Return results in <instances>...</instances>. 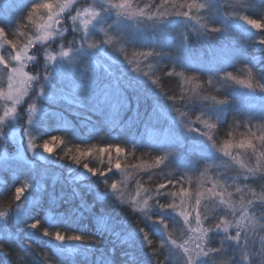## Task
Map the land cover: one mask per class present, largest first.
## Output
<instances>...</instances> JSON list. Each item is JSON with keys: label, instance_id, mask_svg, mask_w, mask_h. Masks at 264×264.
Returning a JSON list of instances; mask_svg holds the SVG:
<instances>
[{"label": "trees", "instance_id": "1", "mask_svg": "<svg viewBox=\"0 0 264 264\" xmlns=\"http://www.w3.org/2000/svg\"><path fill=\"white\" fill-rule=\"evenodd\" d=\"M91 1L92 0H81V2H78L81 6L86 7L92 5L90 4ZM150 1L155 6L160 3V0ZM61 2H63V0H61ZM93 2V6L99 4L98 0H93ZM199 2L203 3L205 0H199ZM7 3H0L1 19L3 18V9L6 7ZM213 3L215 4V0H213ZM250 3L251 5L249 7L244 9L242 8V15H248L253 19L264 18V3H260L256 0H250ZM234 10V7L230 8L226 6L215 7L211 12L216 14L221 21H218L216 25L214 24L215 27L223 29L224 24L222 21H224V23H226L229 27L226 31L222 30L221 32L213 33L212 47L222 45V47H231L232 49H235L236 54L237 52L241 54H237L240 58L234 59L229 55V59L240 61L238 66L230 68L225 64V67L219 70H224L223 72L217 76L216 74L219 71L214 74L206 72L208 75L206 77H201L194 72V70H189L186 67L185 70L176 71V75L168 77L166 75L169 70V66L167 64H165V70L155 69L157 72L154 76L152 72L148 70L150 68L143 69L141 67L140 59H133V62L135 63L133 66L137 67L139 72L148 73V76L145 78V82L140 84H137L136 82V84L139 87L140 101L147 102L148 109L152 108L153 110V118L156 124L155 126L158 129V133L163 135L164 131H168L173 135H176L175 133L177 131L173 128L176 127L175 120L163 116L162 112L157 108L160 104L163 106L165 103L154 98V95L157 94L153 88H156L161 92L163 91L168 96L171 95L175 97V100H179L183 103L185 102L186 106H188L190 110L198 113L201 118V122H197L196 119L194 123H191L188 119L182 117L181 119H178V123H181L183 126L186 124H193L194 129L207 130L202 121L208 118L207 114L209 111L211 114L210 109L214 105V101L207 105L197 98H189L188 86H193V90H204L205 94L208 93L213 95L216 100H228L227 113L224 121L217 123L216 129L212 130V134L218 144H222L220 140L221 138L236 139V135L240 133L242 129L246 130L243 127L246 123L245 118L242 116L243 114L238 111V97L239 95H243L246 91L249 92L248 95L257 94L260 97H264V93L259 92V90L253 92L246 89L244 86L236 83L235 81L225 78V76L227 72H231L234 76H238L241 79H251L254 85L258 80L259 82L264 83V45H261L258 42L261 37H264V30H259V32H257L259 33L258 35L250 34L246 28L242 27L245 23L235 19L237 14H241H236ZM13 13L14 14L11 18V20L13 19V23H11L13 25L10 32L16 31L17 28H19L21 31H28L29 34H31L33 26L29 27L28 21L25 19L27 15L25 8ZM71 14L75 15V12L73 11ZM64 16L63 26L69 28V32L66 33L64 40L67 45L69 43V38H72L73 35H76L77 38H79V34L71 32V19L68 16V13H65ZM197 19L199 20V23H197ZM180 20L183 19L175 17L173 23L181 26L182 28L184 24L189 23L188 20L185 22ZM190 21H194L197 24V27L193 30L187 28L186 33L189 31H197L200 33L204 32L203 27H201L202 23L200 21V14L197 18ZM231 21L240 23V29L234 28ZM145 23L146 26L155 24V22L152 21H145ZM25 25H27L26 28L24 27ZM211 26L213 25H209L208 27ZM96 29L97 31H95L92 40L99 43L103 37H99L101 32L98 28ZM207 32L210 31L207 30ZM9 38L12 37L10 36ZM201 38L202 35L199 34H188L186 45L192 44ZM212 47L207 51V53L211 52L209 59H212L216 54V50ZM125 48L118 47L116 50L119 53L124 54L126 50ZM143 48L153 49L151 46ZM105 49L107 55H102L101 57L107 60L108 57L110 58L112 53L111 45H106ZM242 49L246 51V53ZM140 50L141 49H139L137 53H140ZM165 51L170 53V55L161 57L162 60H166V62L170 63L169 61H177L175 58L179 56L180 59L178 61L184 62V57L182 55H178L176 52H173L171 48H166ZM126 63L127 61L124 57L118 61L111 59L108 61V64L112 65V70L121 76V86L124 89L122 92H118L116 90V97L122 94L125 102L121 107L115 109L114 112L116 120H118L119 123L124 125L127 123L125 126L126 135L124 140H111L107 135V131H104L103 134H99L97 137L92 134V127L97 124L96 118L99 117H96L95 114L97 113L94 112L95 108L86 99H80L75 103L67 102L65 99H59L56 103H48L42 100L35 101L38 112L34 115L33 126H36L34 133L38 128V132L40 133L36 137L34 133H32V136L34 137L33 143L37 146V151L40 152V154L32 156L34 163L27 164V166H19L17 167L19 169H15L14 171H3L4 169L0 168V170L4 173L0 190H2L6 185L9 186L11 177L17 178L14 182L15 186H20V184L25 180L29 183V185H32V187L28 189L29 193L26 192V195H28L30 200H38L40 206L32 210L27 223H33L39 220L41 227L38 229H30L24 225H20V230L17 231L15 228V221H13L12 224H10V229L13 233H15V235L10 239V241L18 242L22 246L18 248L16 245L14 247L5 244L4 252L0 253V264H26L29 258L39 261V264H101V262L106 259H112L114 264H121L123 260L130 257H134L137 261H142V259L147 258L152 251L159 249L160 240L158 236H155L159 226L145 222V227L154 233V236L152 237L154 243L151 248L140 244L138 238L135 246H132L130 243H126V240L124 241V239L116 241L113 240L112 237L109 238L110 230L111 228H114L116 221L128 222L130 224L129 228L133 229L136 227L137 220L141 218V214L134 212L131 206H120L112 196H108L106 200L99 198L98 193L104 192L106 185L103 184V180L107 179L109 184L112 182H118V188L122 189L123 192L130 193L131 191L135 194L144 192L146 194L142 193V196L145 198L146 195L156 189L160 183H166L169 179L176 180L175 174L177 173L176 171H173L176 169H172V161L170 158L172 155L178 156V154H180L178 157L180 162L183 161L182 157L188 155L193 161L204 163L201 168L202 174L200 177L189 182L185 186V188L192 194L191 197L188 196L191 201L195 200L196 197H194V194L198 191V189H204V179L202 178L211 176L216 178L214 183L218 184L221 188H226V193L230 194L231 200L236 203L237 207H241V198H243L245 202L249 199L259 201L261 198H264V186L260 187L257 184H254L251 180H248L247 183H249V190L253 193L252 196L249 197L246 196V192L243 190V187L239 186L234 181V171H241L240 168L237 170V166L234 165V162H232L240 161L239 157L242 158V155H240L237 151L233 153L234 156H238L237 160L231 159L232 161H228L226 158L229 167L223 169L219 174H215L210 165L211 163L215 164L217 161L213 160V157L209 154L208 155L211 156L212 159H205L202 158L200 154L191 152V142L185 143V148L180 149L177 146L172 147L169 145H158L156 138L152 137L153 134L144 135L134 123H128V118L137 119V116L143 115L144 113L142 112L143 109L141 104L133 101L131 98L132 93L128 86L129 78L126 74H124V72H126ZM159 72L162 74L160 78L158 76ZM180 73H183V75H180ZM192 77H196L197 79H192ZM219 77L223 79L224 83L229 85H224L223 89H221L220 85H218ZM149 79H158L161 84L153 87L146 85V81ZM209 79L212 80L211 85L207 83ZM0 81L3 80L0 79ZM0 85L4 86L5 82H0ZM86 95L87 93L84 92L82 98L86 97ZM180 97H183V99H180ZM79 103H83L84 107H79ZM24 109V107L21 109L23 113ZM41 109L47 113V115L43 118V113L40 111ZM63 118L68 120V128L70 132L59 133L54 131L57 123H59L57 125L59 126L61 124L60 122H64ZM40 120H42V122L39 125ZM213 122H215L214 118ZM12 125L14 126L5 127L3 132L5 134L8 132L12 133L20 127V124L17 123V121H12ZM253 125L255 124L253 123ZM87 131H89V134ZM228 132H232L233 136H227ZM54 136L60 137L63 142H56L53 144L52 153H43L42 147L40 146H42L43 142L50 141ZM219 136H221V138ZM0 142L5 145L1 151L7 150V154H12L10 152L11 148H13L14 152L16 151L14 144L5 140H0ZM141 143L145 145L149 144L152 148L149 146L148 148L140 146ZM108 146H112V151L110 153L98 154L93 152L91 156L82 158V163H88L90 167L99 169L101 172L107 171L110 166L109 158H111L113 166L112 172H109L107 177L93 176L87 173L81 165H76L72 160V157L78 154L77 149L85 150L89 148H103ZM115 146H119L126 151L124 153L117 154L115 152ZM159 147L166 150L168 155L165 156V152L158 150ZM40 156H43V158ZM158 157H164V159L161 164L157 166L155 164V160ZM117 159L120 160L122 165L120 170H116L114 167ZM254 160H256V157H252L250 159L249 156H247V158H245V161L251 162V164ZM261 161L264 162V160ZM139 164H142L143 166L144 171L142 173L131 177L126 176L125 172L127 170ZM13 165L16 166V164ZM149 165L151 166L150 169L146 167ZM145 168H147V170ZM20 172L22 173L19 176L18 174ZM13 174L16 176H13ZM47 177L53 178L58 182L57 190H53L52 194L49 192L50 185L48 184L49 179ZM74 183L78 186H75ZM207 187H209L208 184ZM10 188L12 190L7 194H3L2 199H0V204L3 208L2 211H11V209L15 206L16 202L12 197L14 185L10 184ZM173 188V185L169 184L168 188L164 191H172ZM237 189L240 191H237ZM163 199H173L177 204H179V197H167L162 198V200ZM152 203L153 202L149 200V205ZM210 207L202 209L204 212L208 213L209 218L214 215L212 209L215 205ZM261 208L263 207L257 203L256 210ZM188 209L192 211L191 208L188 207ZM153 211L159 210L153 209ZM178 212L179 209L177 210V213L172 215L171 219L167 214L164 215V218L168 219V235L170 238L175 239L177 243H181L184 240V231L186 226L183 224V217L179 216ZM205 226H207V221H205ZM45 227L50 231L60 230L62 234L70 235L74 232L79 235L90 237L91 240L96 241L97 243L94 245L85 243H65L64 245H61L59 242L43 235L42 229ZM30 241L32 243H29ZM213 243L215 242L213 241ZM68 248L78 249V251L73 253L64 252V254L61 255V251ZM125 251L129 254L128 257L124 255ZM5 253H7V255H5ZM174 255L180 256L179 252H176ZM50 257L53 261L46 263Z\"/></svg>", "mask_w": 264, "mask_h": 264}, {"label": "snow or ice", "instance_id": "2", "mask_svg": "<svg viewBox=\"0 0 264 264\" xmlns=\"http://www.w3.org/2000/svg\"><path fill=\"white\" fill-rule=\"evenodd\" d=\"M215 7L213 0H205L203 3L199 0H160V3L154 8L151 4L140 7L134 3V0H100L98 5L89 7L81 6L78 0H63V2L61 0H41V2L31 0L30 5L25 6L27 12L25 19L29 25L33 26L31 34L28 31H21L19 28L10 32L7 25L0 24V79L6 77L7 84L6 91L0 85V100L11 105V107L5 108L3 114H0V138L7 140L6 134L2 131L3 126L12 127L14 126L12 121L23 119V112H18L17 106L26 105L27 124L31 126L33 125V114L37 111L35 101L56 103L59 99H66L63 95L66 90H70L76 100L86 99L93 107H99L101 110L109 105L111 94L108 89L115 86L118 92L124 90L121 86V76L112 70V65H101L97 59L101 55H107L105 46L111 45L113 42V37L108 32L109 29L122 32L121 25L128 20H135L138 23L152 21L158 25L161 22H167L169 17L192 20L197 18L200 13H204L208 16V24L201 25V27L207 28L211 32L228 30L229 27L224 21H222L223 29L215 26L208 27L209 24L214 25L218 22L215 17L208 15ZM73 11L75 15L71 14ZM65 13H68L71 19V32L79 34V38L73 35L67 45L64 40L69 28L63 26ZM235 19L243 21L252 29L264 30V18L253 19L248 15L237 14ZM197 23H199L198 19ZM24 27L26 28L27 25ZM96 28L104 32L105 36L99 43L92 40ZM10 36L12 38H9ZM131 42H135L134 37ZM258 42L264 45V37H261ZM53 43H59L58 51L49 50ZM38 45L41 47L38 48ZM34 48L35 52L32 51ZM41 52L44 59L42 71L34 75L29 74L25 69L29 63L37 61V54ZM138 55L148 61L149 58L168 56L170 53L161 48L159 50L153 48L151 51L141 52ZM175 59L178 61L180 57L177 56ZM133 71H137V69L134 68ZM174 72L175 69L168 71L166 75L172 77ZM143 75L148 76V73ZM225 78L231 79L253 92L259 90L264 93V83L259 80L254 85L251 79H240L231 72H227ZM192 79L197 78L192 77ZM134 83L136 84L134 79H129V86ZM152 83L156 84L157 81L152 80ZM207 83L211 85L212 80L209 79ZM82 91L87 93L86 97H80L79 94ZM25 97L28 99L24 100ZM168 98L176 99L171 95ZM212 100L214 105L210 110H215V114H210L209 111L208 118L202 121L207 130L189 127L188 131L199 132V136L205 138L204 141L208 149L212 152H221L225 157L237 160V157L233 155V150L248 151L250 159L256 157V162L250 166L242 161H237L244 180L255 178L258 174L264 175L262 172L264 165L260 163L261 160H264V111L258 117L249 116L243 125L246 130L240 134V139L229 138L225 139L222 144H218L212 130L216 129L217 123L221 121L219 115L223 112V106L228 104V100H216L215 97ZM78 106L84 107V104L79 103ZM40 111L47 115L43 109ZM213 118L215 122H213ZM255 119H258L260 123L253 125L252 121ZM197 122H201L200 117H197ZM24 136H27L26 143ZM227 136L232 137L233 133L228 132ZM56 142L62 143L63 141L60 137L54 136L50 141L43 142L40 146L42 152L52 153V145ZM19 151L21 154L31 152L32 156L40 154L37 151V146L33 143L32 133L27 128L24 129L21 136ZM111 151L112 146L77 149L78 154L74 155L72 160L93 176L107 177L108 173L112 172L111 158H109V168L103 172L90 167L88 163H82V158L91 156L93 152L101 154ZM125 151V149L115 146L117 154ZM190 151L200 154L205 159H212L197 143H191ZM163 159L164 157L156 158L155 164L160 165ZM114 167L116 170L121 169L122 165L119 159L116 160ZM135 167L140 166L135 165ZM103 184L106 187L104 192L98 193L99 198L105 200L108 196H112L116 201L124 203L123 191L118 188V182L109 184V181L105 179ZM169 184L174 188L179 185L178 190L176 192L164 191ZM30 187L32 185H29L26 180L20 186H15L12 191V197L16 202L15 206L11 211H0V253L4 252L5 244L15 235L10 229V224L13 221H15L17 231L20 230V225L30 229L41 227L39 220L27 223L32 210L40 206L38 200H30L26 195ZM237 191L240 190L237 189ZM188 195V190L179 178L169 179L166 183H160L156 189L139 202H131L132 210L140 213L141 218L137 220L135 228H122V231L127 234L125 242L135 246L138 238L140 244L151 248L154 243L152 239L154 233L145 227V222H148L159 226L155 236H158L160 245L158 250L152 251L142 261L130 257L123 260L121 264H264V234H258L255 231L257 221L254 219L256 205L259 203L264 207V198L259 201L249 199L246 202L241 198V207H237L236 203L231 200L230 194L226 193V188H221L216 183H212L211 187L200 192L194 201L186 200ZM169 196L179 197V204L174 200H162ZM201 198L206 200L205 207L215 205L212 209L214 215L211 218L207 212L202 210ZM149 200L153 202L151 205H149ZM185 205L192 211H186ZM153 209L159 211H153ZM178 209V215L183 217V224L187 226L185 229L187 238L181 243L170 238L168 219L164 218V215L167 214L171 219ZM205 221H207V226H205ZM193 223L194 227L191 226ZM259 223L260 228L264 231V216L260 217ZM42 231L44 236L50 237L61 245L65 243L94 245L97 243L90 237L79 234H62L60 230L50 231L46 227ZM214 240H217L218 243H213ZM76 251L78 249L68 248L62 250L61 255L64 252L73 253ZM176 252H179L181 256L179 262L174 255ZM124 255L128 257L129 254L125 251ZM223 257H228V259H222ZM101 264H114V261L106 259Z\"/></svg>", "mask_w": 264, "mask_h": 264}, {"label": "bare ground", "instance_id": "3", "mask_svg": "<svg viewBox=\"0 0 264 264\" xmlns=\"http://www.w3.org/2000/svg\"><path fill=\"white\" fill-rule=\"evenodd\" d=\"M8 1H10V0H2L3 3H5V2L7 3ZM256 1H258L260 3L261 2L264 3V0H256ZM30 2H31V0H14V3H12V5H15V6H28V5H30ZM36 2H41V0H36ZM135 2H136L135 4H138L140 7H144V6L150 5V4L153 6V8L155 7L154 4L150 0H135ZM215 5H216V7H226V6H228L230 8L234 7L235 8V10H234L235 13L236 14L240 13L242 15L243 14L242 13L243 12L242 8L244 9L246 7H249L251 5V3H250V0H215ZM149 10H151V9H149ZM208 15L209 16H214L217 21H220V18L216 14L209 13ZM174 18L175 17H169L168 21L173 23ZM200 21H201L202 25L208 24V16H206L204 13H200ZM125 22L126 23H130L132 26H134L136 28H140V29L143 26H146L145 21H142V22L138 23L135 20H128V21H125ZM231 23L232 24H236V22H234V21H231ZM0 24L7 25L8 26V30L9 31L12 30V25L13 24H11V20L0 19ZM216 24L217 23H215V25ZM209 25H211V24H209ZM31 26L32 25H29V27H31ZM242 27L246 28V30L252 35L253 34H256V35L259 34V33H257V32H259V30L252 29L246 23ZM203 29H204L203 33H200V32H197V31H189V32L185 33L183 36L195 33V34L202 35V38L199 39L198 41L192 43V44H187L185 46L184 45H179V47H177L176 49L171 48L172 51L176 52L178 55H183L187 51H189V52H191L192 54H194V55H196L198 57L204 58L206 56L207 51L213 46L212 35H213L214 32H211V31L207 32V28H204V27H203ZM99 31H100V29H99ZM100 32H102V31H100ZM109 35L112 36L113 39L116 37L115 34H111L110 32H109ZM102 37L105 38L104 32H103ZM71 39L72 38L68 39L69 42L71 41ZM157 42H158L157 45L159 46L160 42H161L160 38H158V40H156V43ZM230 46H232V45H230ZM39 47H41V46H38V48ZM159 48H161V47L159 46ZM161 49H163L164 51L166 50V48H161ZM49 50L50 51H58L59 50V44L53 43L52 47ZM151 50H153V49L141 48L140 53L141 52L151 51ZM35 51H36V49H34L33 52H35ZM126 51H131V49L126 48L125 52ZM244 52L246 53V51H244ZM123 57H124L123 53H118V54H115V55L113 53H111V55H110V59L111 60H115V61L121 60V59H123ZM97 59L99 60L101 65L108 64V61L106 59L102 58V57H98ZM141 59L143 60L142 57H141ZM152 59L153 60L156 59V61L152 62ZM149 60H151L152 67L157 69V70H162V69L165 70V64H167L169 66V70L168 71H173V69H175L174 75H176V73L178 71L186 69V63L181 62V61L172 62V61L167 60V61L170 62V63H168V62H166V60H162L161 57H153V58H149ZM43 62H44V59H43L42 52L38 53L37 54V61L35 62L34 65H32V68L36 69L38 67L39 68L43 67ZM225 62H226V65L228 67H230V68L238 66L240 64V61L232 60V59H229V58H226ZM97 71H100V70H97ZM223 71L224 70L219 71L216 74V76L218 74H220L221 72H223ZM194 72H196L201 77L208 76L206 71H205V69L202 66H197L194 69ZM161 75L162 74H160V72H159V74H158L159 78L161 77ZM236 77H238V76H236ZM4 78H6V77H4ZM238 78H240V77H238ZM152 80H156L157 83L153 84ZM158 84H161L158 79H149V80L146 81V85H149L151 87L156 86ZM218 85H220V88L223 89L224 85H229V84L224 83L223 79L219 77ZM128 86H129V84H128ZM188 87H189V91L188 90L187 91H188V97L189 98H197V99L203 101L204 103H206L207 105L213 102V100H212V98L214 97L213 95L208 94V93L205 94L204 90H201V89L193 90L194 89L193 86H188ZM129 89H130V91L132 93V96H131L132 100L141 104V107L143 109L142 112L144 114L137 116L136 117L137 119L128 118L129 119V120L127 119L128 123L129 122L134 123L144 135L157 134L158 133V129L155 126L156 124H155V121H154V118H153V110H152V108L148 109L147 102H145V101L141 102L140 101L141 98L139 96V87H138V85L137 84H132L131 86H129ZM153 89L156 91V94H157V95H154L155 99L164 102L168 107L173 109L180 116L188 119L191 123H194L195 120L197 119V117H199V114L194 112V111H192V110H190L188 108V106H186L185 102L183 103V102H181L179 100L169 99L168 98L169 96L166 95L163 91L161 92V91L157 90L156 88H153ZM63 95L66 97L65 101H67V102L73 103V101L76 100V97L73 96V94L71 93L70 90H66L63 93ZM79 95L82 98V96L84 95V91L80 92ZM122 100L125 102L124 98ZM76 101H79V100H76ZM258 111H260V112H258ZM258 111L255 113L254 116L258 117L260 115V113L262 111H264V100L262 101L260 109ZM96 119H97V124L92 127V134H94L96 137L99 134H103L104 131H107L108 132L107 135L109 136V138L111 140L121 141V140L125 139V135H126L125 126H126L127 123L125 125L121 124V123L118 122V120L114 119L113 117H110L105 123H99L98 122V118H96ZM22 122H24V119H20L19 121H17V123H19V124L22 123ZM41 122H42V120H40L39 125H40ZM253 123L254 124H258V123H260V121L258 119H255V120H253ZM244 131L245 130L242 129L241 132L236 135V140L241 138L240 134L242 132H244ZM87 133L89 134V131H87ZM6 136H7V140H5V141L10 142L12 144L20 145L21 136H19V137L18 136H14L10 132L6 133ZM219 137L221 138V136H219ZM204 139L205 138L199 136L198 133H196L194 135L195 143L199 144L200 147L207 154H209V155H211L213 157V160L217 161L215 164L211 163L210 166H211L212 171L215 174H219L223 169L228 168L229 165H228L225 157L223 156V153L216 152V151L212 152L210 149H208L206 147V142L204 141ZM0 140H4V139L0 138ZM220 140H221V142H223L225 139L221 138ZM24 141H25V143L27 142V137H24ZM140 146H143L145 148H148V146L151 147L149 144L145 145L143 143H141ZM158 150H161V151L165 152V156L168 155L167 151L164 150L163 148L159 147ZM10 152L12 154H14L13 148L10 149ZM170 158H171V161H172V169H176V170H173V171H176V173H177V174H175L176 179L179 178L184 187L189 182L196 180L202 174L201 168L204 165V163L195 162L188 155H185L184 157H182V160H183L182 162H180L178 160V157L175 156V155H172ZM255 162H256V160H254L252 162V164L255 163ZM260 163L262 165H264V162L260 161ZM13 164H16V166H14ZM19 166H27V164L25 162H23V161H17V160H11V161L2 160L1 163H0V168L4 169L3 171H5V170L14 171L15 169H19V168H17ZM139 166L140 167H132L129 170H127L125 172L126 176L131 177V176H136V174L142 173L144 171L143 170V166H142V164L141 165L139 164ZM146 167L148 169H150L151 166L149 165V166H146ZM147 168H145V169L147 170ZM262 172H264V169H262ZM21 173L22 172H20L18 175L20 176ZM240 173H241V171H234L233 178H235L234 181L236 182V184H238L239 186L243 187V190L246 192V196L251 197L252 194H253L249 190L250 189L249 188V183H247L248 180H251L252 182H254V184H257L260 187L264 186V175L258 174L255 178H249L248 180H244L243 176ZM3 178H4V173L0 170V185H1V181L3 180ZM47 178L49 179L48 184L50 185L49 192H50V194H52L53 190L54 191L57 190V183L58 182L55 179H53V178H50V177H47ZM16 180H17V178H14V177L13 178L11 177V179H10V184L14 185V187H15V183L14 182ZM74 185L78 186L76 183H74ZM178 187H179V185H177V187L173 188V190L171 192H176L178 190ZM11 190L12 189L8 185H6L2 190H0V199H2V195L3 194H7ZM188 193H189L188 196L191 197L192 196L191 192L188 191ZM169 197H172V196H169ZM122 199H123L124 203H120L119 201H117V203L120 206H131V202L132 201L139 202V199H138V197L136 196L135 193L131 194V193H128V192H123ZM171 200H173V199H171ZM2 209L3 208H2V206L0 204V211H2ZM104 214H106V213H104ZM106 215H109V214H106ZM261 216H264V207L259 209V210H256L255 217H254V219L257 221V223L255 225V231L258 234H264V231H262V229L260 228V223H259ZM191 226L194 227L195 226L194 223ZM129 227H130V224L128 222L116 221L115 225H114V228H111V230H110L109 238L112 237V239L116 240V241L124 239V241H125L127 239V234H126V232L122 231V228L130 229ZM72 233L76 234L74 232H72ZM188 235H191V233H188ZM186 238H187V236L185 235V231H184V239H186ZM214 242L218 243L217 240H214ZM29 243H32V242L30 241ZM7 244L9 246H14V247L16 245L18 248L22 246L20 243L12 242V241H9ZM156 250H158V249H156ZM175 258H176L177 262H179L180 259H181V256L175 255ZM144 259H146V258H144ZM144 259H142V260H144ZM222 259H228V257H223ZM52 261H53V259L50 257L46 261V263H50ZM26 264H39V261H37L35 259H32V258H29L27 260Z\"/></svg>", "mask_w": 264, "mask_h": 264}, {"label": "rangeland", "instance_id": "4", "mask_svg": "<svg viewBox=\"0 0 264 264\" xmlns=\"http://www.w3.org/2000/svg\"><path fill=\"white\" fill-rule=\"evenodd\" d=\"M78 1L81 2V0H78ZM85 1H87V0H85ZM98 2L100 3V0H98ZM12 3H14V0L8 1V3L6 4V7L3 9V18H2L3 20H11L10 14L17 7H19V8L21 7V6L12 5ZM93 3L94 2L92 0L90 2V4H92L91 6H93ZM134 3H136V2H134ZM86 7H89V6H86ZM78 23H80V21H78ZM121 28L123 29L122 32H117V30H115V29H109L108 30L111 34H115L116 35V37L113 39V42L111 44L112 53L114 55L118 54L119 52L116 50V48H118V47L129 48V49H131V51H126L124 53V58L126 60H128V59H140L141 60V62H140L141 63V67L143 69L150 68L148 70L152 71L153 73L157 72V71L155 70V68L152 67L151 60H148V61H145L144 59L142 60L141 56L138 55V53H137V51L139 49L143 48V46H144V42H141V39L149 40L150 43H152V45H153L151 47L155 48L156 50L159 49V46L161 48H173V49H176L177 47H179V44H180L181 40L183 39V28L181 26L176 25V24L171 23V22L159 23L158 25L150 24L149 26H143L141 29L132 26L130 23L124 22L121 25ZM95 31H97V29H95ZM102 35H103V32L100 33L99 37H102ZM133 37L135 38V42H131ZM158 38H160V41H161L159 46L157 45L158 42L156 43V40H158ZM32 51H34V49ZM184 55L185 54H183L182 56H184ZM101 56H99V57H101ZM109 60H110V58L108 57L107 61H109ZM155 61H156V59L155 60L152 59V62H155ZM34 64H35V62L29 63V65L25 69V71H27V72H29V74H33V75L40 73L42 67L41 68L38 67L36 69H33V68L31 69L30 68V66L34 65ZM134 64L135 63L132 62L131 65L129 66L131 71H132V74H131L132 76H130L127 72H124V74L128 75L129 77L134 79L136 82L141 83L139 81V79H138L139 76H141L142 78H146V76L143 75V73L139 72V69L137 67L133 66ZM134 68L137 69V71H133ZM1 80H3V81H0V82H5V85L3 87H4L5 91H6L7 90L6 78L3 77ZM108 92L111 95H110V104L107 105V106L110 107L112 105V103H113V99L112 98L114 96V93H116V90H112L110 88V89H108ZM27 99H28L27 97L24 98V100H27ZM251 101H252V98L248 97L247 100L245 98V100H244L245 107H246V109L252 108L253 109V113H256L260 109L262 101L255 100L254 104ZM6 107H11V105L9 103L3 101V100H0V114H3V111L5 110ZM22 107L25 108L24 109V113H23L24 122L20 123L19 129H17L16 131L12 132V134L14 136H18V137L22 136L25 128H27L28 131H30L31 133H33V130L35 128L33 125L28 126V124H27L28 113H27L26 105L22 104V105L17 106V111L21 112L22 111L21 110ZM37 112H38V110L33 114V122H34V115ZM258 112H260V111H258ZM44 116L45 115L43 114L42 118ZM172 116H173L174 120H178L179 119L177 112L174 115L172 114ZM5 127H7V125L2 127V131L5 129ZM184 127H185V132L188 133V134L195 135L196 133H198V132H189L188 131L189 127L193 128V124H186V125H184ZM38 129L34 133L35 137L38 136L39 133H40V132H38ZM177 141L179 142V138H176V137L171 136V135H162L161 137L158 138V142L161 143V144H172V143H175ZM4 146H5L4 143L0 142V150H2L4 148ZM17 151H18V154L15 155V158H20V159H23L24 161H27V158H29V157L27 156V154H21L20 153L19 145L17 146ZM236 151L238 153L239 152H248V151H241V150H233V153L236 152ZM21 152L23 153V150H21ZM6 154L7 153H5L4 155L1 154L0 158L4 157ZM40 157L43 158V156H40ZM239 159H240V161L244 162L246 165H251V162L244 161L240 157H239ZM3 160H7V159H3ZM13 160H15V159H13ZM197 161H198V159H197ZM207 183H214V181H212L210 179L209 180H205L204 181V185H205L204 189H198V191L195 192V194H194L195 196L194 197L197 198L199 196L200 192H202L206 188H208L207 187ZM9 187H10V185H9ZM130 193H133V192L130 191ZM142 193L146 194L144 192H142ZM137 197H138L139 200L144 198L142 195L141 196H137ZM185 199L186 200H191L189 197H186ZM204 202H206V200L204 198H201V207H203V203ZM185 210L191 212V210L188 209L187 205H185ZM193 215H194V213H193Z\"/></svg>", "mask_w": 264, "mask_h": 264}]
</instances>
